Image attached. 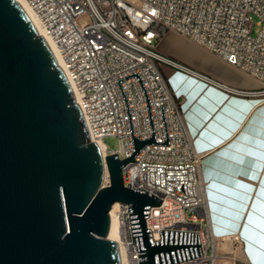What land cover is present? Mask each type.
Here are the masks:
<instances>
[{
    "label": "built area",
    "instance_id": "1",
    "mask_svg": "<svg viewBox=\"0 0 264 264\" xmlns=\"http://www.w3.org/2000/svg\"><path fill=\"white\" fill-rule=\"evenodd\" d=\"M36 14L46 36L55 45L66 81L72 84L82 119L92 142L99 143L103 160L127 159L134 138L146 140L151 127L155 140L168 145H145L122 167V184L132 185L160 200L144 219L152 242L160 231L198 234L201 256L175 264H218L220 241L213 234L201 156L193 147L180 102L162 73L164 67L191 74L230 97L264 103V0H24ZM255 27L258 32L253 36ZM174 33L236 68L258 84L240 90L215 82L160 55L157 42ZM114 137L109 150L103 139ZM109 186L105 169L103 187ZM116 244L120 264H139L133 243L128 204L116 203ZM237 240L238 237L231 238Z\"/></svg>",
    "mask_w": 264,
    "mask_h": 264
},
{
    "label": "water",
    "instance_id": "2",
    "mask_svg": "<svg viewBox=\"0 0 264 264\" xmlns=\"http://www.w3.org/2000/svg\"><path fill=\"white\" fill-rule=\"evenodd\" d=\"M151 136L134 138L133 153L104 160L90 142L79 107L43 39L12 0H0V264H120L107 240L109 212L128 204L139 264H175L201 256L198 234L160 231L152 242L144 219L160 200L122 184V167L145 145L167 146ZM105 169L109 186L103 187Z\"/></svg>",
    "mask_w": 264,
    "mask_h": 264
},
{
    "label": "crops",
    "instance_id": "3",
    "mask_svg": "<svg viewBox=\"0 0 264 264\" xmlns=\"http://www.w3.org/2000/svg\"><path fill=\"white\" fill-rule=\"evenodd\" d=\"M157 52L215 82L256 90L255 81L204 49L166 33ZM162 73L180 102L184 123L201 158L218 264H264V103L230 97L185 72ZM238 237L237 240L231 238Z\"/></svg>",
    "mask_w": 264,
    "mask_h": 264
},
{
    "label": "bare ground",
    "instance_id": "4",
    "mask_svg": "<svg viewBox=\"0 0 264 264\" xmlns=\"http://www.w3.org/2000/svg\"><path fill=\"white\" fill-rule=\"evenodd\" d=\"M12 1L14 3H16L19 6V8L22 10L24 15L26 16V18L30 22L31 26L33 27L34 31L36 32L37 36H39L43 39V41L46 44L49 52L52 55L57 67L63 72V65H62V61L60 59L59 53H58L55 45L53 44V42L50 40V38L45 35L34 11L30 8V6L24 0H12ZM68 85H69V88H70L72 95L74 97L75 104H77V98L75 95L74 88H73L72 84L68 83ZM90 142H92V141L90 140ZM93 143L96 144V146L100 150L99 143H96V142H93ZM116 208H117V206H116V204H114L112 206L110 212H109L110 223H109V230L107 233V240L114 243V245H116L118 242V223H117V220H116L115 215H114Z\"/></svg>",
    "mask_w": 264,
    "mask_h": 264
},
{
    "label": "rangeland",
    "instance_id": "5",
    "mask_svg": "<svg viewBox=\"0 0 264 264\" xmlns=\"http://www.w3.org/2000/svg\"><path fill=\"white\" fill-rule=\"evenodd\" d=\"M258 32V28L255 27V30L253 32V36H255ZM257 83V82H255ZM103 143L105 144V146L109 149V150H115L117 148V139L114 138V137H107V138H104L103 139ZM220 254V259H224V257H228L226 254H222V253H219ZM219 259V261H220ZM218 261V263H219Z\"/></svg>",
    "mask_w": 264,
    "mask_h": 264
}]
</instances>
